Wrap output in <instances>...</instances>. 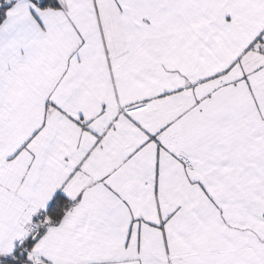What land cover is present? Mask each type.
I'll return each instance as SVG.
<instances>
[{
	"label": "snow or ice",
	"instance_id": "snow-or-ice-1",
	"mask_svg": "<svg viewBox=\"0 0 264 264\" xmlns=\"http://www.w3.org/2000/svg\"><path fill=\"white\" fill-rule=\"evenodd\" d=\"M0 264H264V0H0Z\"/></svg>",
	"mask_w": 264,
	"mask_h": 264
}]
</instances>
